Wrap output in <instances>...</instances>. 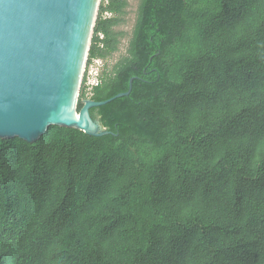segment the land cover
<instances>
[{
    "label": "trees",
    "instance_id": "1",
    "mask_svg": "<svg viewBox=\"0 0 264 264\" xmlns=\"http://www.w3.org/2000/svg\"><path fill=\"white\" fill-rule=\"evenodd\" d=\"M128 6L101 0L88 62ZM133 77L91 109L112 133L0 137V264H264V0H141L91 98Z\"/></svg>",
    "mask_w": 264,
    "mask_h": 264
},
{
    "label": "water",
    "instance_id": "2",
    "mask_svg": "<svg viewBox=\"0 0 264 264\" xmlns=\"http://www.w3.org/2000/svg\"><path fill=\"white\" fill-rule=\"evenodd\" d=\"M101 0H0V137L36 142L51 125L102 136L112 133L85 98L77 110ZM78 117H75V113Z\"/></svg>",
    "mask_w": 264,
    "mask_h": 264
},
{
    "label": "rangeland",
    "instance_id": "3",
    "mask_svg": "<svg viewBox=\"0 0 264 264\" xmlns=\"http://www.w3.org/2000/svg\"><path fill=\"white\" fill-rule=\"evenodd\" d=\"M140 2L141 0H129V6L126 9V13L122 16V23L116 27L117 30L123 31L125 33L122 38L119 50L106 59H98V69L96 73H102V71L105 70L107 72L112 71L120 59L127 56L129 42L133 36L134 27L139 13Z\"/></svg>",
    "mask_w": 264,
    "mask_h": 264
},
{
    "label": "built area",
    "instance_id": "4",
    "mask_svg": "<svg viewBox=\"0 0 264 264\" xmlns=\"http://www.w3.org/2000/svg\"><path fill=\"white\" fill-rule=\"evenodd\" d=\"M101 37H103V35H101ZM88 59H89V55L83 67V73L81 77V83H80L78 95L80 94L81 87L85 85L87 98H91L93 88L101 83V78H100L101 73H96L98 69V59H94L91 63L88 62Z\"/></svg>",
    "mask_w": 264,
    "mask_h": 264
},
{
    "label": "bare ground",
    "instance_id": "5",
    "mask_svg": "<svg viewBox=\"0 0 264 264\" xmlns=\"http://www.w3.org/2000/svg\"><path fill=\"white\" fill-rule=\"evenodd\" d=\"M74 115H75V117H78V113L77 112Z\"/></svg>",
    "mask_w": 264,
    "mask_h": 264
}]
</instances>
